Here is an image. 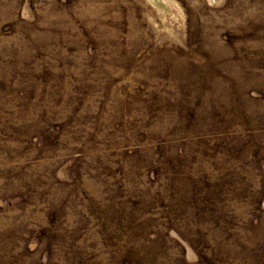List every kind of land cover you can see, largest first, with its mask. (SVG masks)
Instances as JSON below:
<instances>
[{"label": "rangeland", "instance_id": "374dc122", "mask_svg": "<svg viewBox=\"0 0 264 264\" xmlns=\"http://www.w3.org/2000/svg\"><path fill=\"white\" fill-rule=\"evenodd\" d=\"M0 264H264V0H0Z\"/></svg>", "mask_w": 264, "mask_h": 264}, {"label": "bare ground", "instance_id": "6f19581e", "mask_svg": "<svg viewBox=\"0 0 264 264\" xmlns=\"http://www.w3.org/2000/svg\"><path fill=\"white\" fill-rule=\"evenodd\" d=\"M153 3L157 4L158 0H151Z\"/></svg>", "mask_w": 264, "mask_h": 264}]
</instances>
